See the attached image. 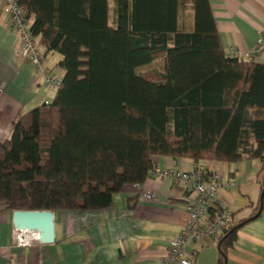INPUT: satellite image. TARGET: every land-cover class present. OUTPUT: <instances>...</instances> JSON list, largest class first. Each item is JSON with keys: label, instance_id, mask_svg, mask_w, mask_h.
I'll list each match as a JSON object with an SVG mask.
<instances>
[{"label": "trees", "instance_id": "16d2710c", "mask_svg": "<svg viewBox=\"0 0 264 264\" xmlns=\"http://www.w3.org/2000/svg\"><path fill=\"white\" fill-rule=\"evenodd\" d=\"M19 1L65 73L0 143L8 210L106 209L146 181L156 155L264 163V64L226 54L209 0H114L113 17L110 0ZM186 3L192 26L181 29ZM261 206L264 195L250 216L231 213L220 264Z\"/></svg>", "mask_w": 264, "mask_h": 264}, {"label": "crops", "instance_id": "0c3cea01", "mask_svg": "<svg viewBox=\"0 0 264 264\" xmlns=\"http://www.w3.org/2000/svg\"><path fill=\"white\" fill-rule=\"evenodd\" d=\"M221 44L231 49L254 51L264 30V0H209ZM114 7V6H113ZM182 9L180 28L192 26V5ZM20 43L0 0V143L8 140L20 114L52 101L57 90L49 88L34 64L18 54ZM45 66L62 79V56L40 44ZM254 61L264 64V54ZM154 168L192 170L198 165L218 169L225 178L217 200L237 217L251 215V207L261 198L264 163L260 159L231 162L217 159L193 160L156 155ZM236 185L229 186V180ZM153 192L152 200L144 198ZM136 197V198H134ZM195 192L184 183L157 178L151 173L142 185H127L103 210L53 211L55 241L35 242L20 247L13 236V210L0 204V264H157L189 219L187 207ZM189 251H197L194 264H220L221 247L215 238L199 242L189 239ZM227 264H264V208L237 232L227 249Z\"/></svg>", "mask_w": 264, "mask_h": 264}, {"label": "built area", "instance_id": "2783aa9c", "mask_svg": "<svg viewBox=\"0 0 264 264\" xmlns=\"http://www.w3.org/2000/svg\"><path fill=\"white\" fill-rule=\"evenodd\" d=\"M4 1V12L9 17L13 31L18 37L20 57L31 61L37 72L44 77L45 84L58 90L62 79L52 75L49 68L45 66V57L39 49L38 39L31 31V23L27 18V10L20 4L19 0ZM264 54V30L259 35L254 51L231 49L227 55L240 61L254 60L256 55ZM46 101L45 104H49ZM157 178H170L176 183H184L188 190L195 192L192 203L187 207L189 219L180 234L170 240L167 252L158 260L157 264H194L197 251H189L187 242L191 238L197 242L205 238H222L227 223L232 220L231 212L220 204L217 195L225 184L224 175L215 168H205L198 165L192 170H176L174 168H153L150 172ZM229 186L236 185V180H229ZM144 198L152 200L155 198L153 192H145ZM216 207L215 216H211L209 210ZM40 241V236L34 231H23L18 236L17 245L20 247L32 246Z\"/></svg>", "mask_w": 264, "mask_h": 264}, {"label": "water", "instance_id": "95a60500", "mask_svg": "<svg viewBox=\"0 0 264 264\" xmlns=\"http://www.w3.org/2000/svg\"><path fill=\"white\" fill-rule=\"evenodd\" d=\"M264 193H262L263 197ZM263 207L261 206L260 211ZM13 236L17 243L18 236L24 230L34 231L40 236V242L53 243L55 241V215L51 210H14Z\"/></svg>", "mask_w": 264, "mask_h": 264}, {"label": "rangeland", "instance_id": "374dc122", "mask_svg": "<svg viewBox=\"0 0 264 264\" xmlns=\"http://www.w3.org/2000/svg\"><path fill=\"white\" fill-rule=\"evenodd\" d=\"M181 3H183V2H181ZM113 6H114V0H110V15L113 17ZM180 9H182V5H181V7H180ZM186 11H185V9H183V10H181V14H180V19L182 18L183 19V21H184V13H185ZM181 28H183V24H182V27ZM154 66H157V67H159V68H163V63L162 62H157V64H154ZM152 66H150V67H145V68H141V70L142 71H146L148 68H151Z\"/></svg>", "mask_w": 264, "mask_h": 264}]
</instances>
